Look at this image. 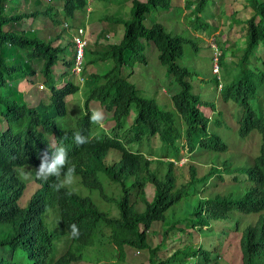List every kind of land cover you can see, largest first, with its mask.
Here are the masks:
<instances>
[{"label":"trees","instance_id":"16d2710c","mask_svg":"<svg viewBox=\"0 0 264 264\" xmlns=\"http://www.w3.org/2000/svg\"><path fill=\"white\" fill-rule=\"evenodd\" d=\"M92 1L94 0H64L60 9L56 8L58 11L56 10V16H54V6L50 2L45 10L25 12L21 10L23 0H0V121L3 118L7 122L4 129L0 128V249L7 253L6 256H0V264H20L18 258L21 250L28 254L32 264H68L64 258L55 260L51 256L52 236L50 234L52 233L44 220V214L50 206L57 207L65 230L71 232L73 224L80 226L84 223L83 226H88L86 237L77 236L82 248H85L88 236L98 225L111 231V238L118 247L130 245L144 250L151 248L148 231L154 223H164V235H169L180 224L177 222L170 227V224H166V213L182 200L183 195L181 191H172L176 189V177L171 169L164 180L149 171L147 177L136 181L134 188L141 196H144L148 183L155 186L153 203H149L145 198L142 199L146 204L145 212L136 209L137 204L133 203L132 193L130 194V190L126 187L125 197L119 204L121 217H114L109 211L100 209L91 199L68 195L61 190L56 192L55 198L47 201V195L52 191L49 184H43V188L37 191L27 208L20 204L26 185L18 177L15 169L36 165L38 154L47 145L44 135L38 128L42 127L54 132L68 129L61 127L51 116V112L53 110L57 117L68 118L69 98L79 93L81 86L70 82L65 87L58 88L64 78H58L54 68L62 61L69 68L75 66V60L66 61L61 58V54L75 51L79 29H86V25L77 22L80 18L79 13L87 12L89 2ZM41 2L43 0H37L38 4ZM205 2L206 0H200V6L197 7V22H201ZM132 3V6L127 4V7L132 8L133 18L119 19V22L107 18V26L111 28L104 29L98 35L99 40L96 42L98 45L94 51L89 50L86 53V62L90 64H97L98 61L109 62L113 63L114 67L105 75L93 74L87 77L85 86L88 87L89 94L84 100L85 106L90 97L100 99L110 108L117 106L116 119L119 127L126 124L127 116L137 106L140 108L137 124L144 133L160 134L163 143L167 145H169L167 142H174L179 138L180 135L174 128L176 125L174 114L160 108L156 101L144 97L137 86L123 75L124 68L134 69L138 64H146L145 42H147L158 51L161 65L166 67L167 73L174 76L181 87L173 99L178 112L187 116L191 124L189 153H195L198 149L219 150L220 146L216 137L209 134L211 119L203 111L204 106L215 111V106L204 101L202 96L194 91L195 86L188 79L190 69L178 63L184 55V45L188 43V39L168 32L161 23L155 22L147 27L144 22L146 15L152 11L181 8V0H146V2L132 0ZM252 6L256 12L248 24V43L243 61H246L262 44L264 45V1L254 0ZM8 7H11L10 11ZM188 7H191V4ZM41 15L49 20L51 18L52 30L48 22L46 23L49 29L43 33L5 28L30 17L38 21ZM62 17L65 19L62 20ZM258 19L261 20L260 23ZM119 23L125 26V33L123 34L122 31V42L114 45L108 40L112 39L110 35H114V32L117 36L122 30ZM60 30H63V33H60ZM110 31L113 32L109 34ZM45 32L47 34H44ZM90 55L93 56L91 61H89ZM222 57L223 55L219 58L220 68ZM8 62L13 64L7 66ZM33 63H39L41 68L34 67ZM243 73V78L238 82L223 88V98L226 101L238 102L247 109L248 113L244 118L249 117L244 121L242 135L258 129L264 141V115H258L249 108L250 99L256 97L258 93L256 74L250 69L243 70ZM68 74L70 75V72ZM39 75L43 76L45 84L51 90V104L41 103L31 107L26 101L16 98L17 87L19 80H30ZM257 78L260 81L264 80V71ZM9 81L12 84H9ZM215 81L219 83L216 78ZM30 82L34 84L32 79ZM84 118L81 129L84 134H88V116L84 115ZM162 122H165V129L161 127ZM172 133L177 135L172 137ZM113 148L122 149V145L110 138L95 139L80 149L75 146L71 148V165L75 166L78 173L83 174L85 183L89 187L100 188L95 178L96 172L100 165L101 168L105 167L101 163ZM149 167L150 163L143 157L125 153L120 166L109 169L108 172L115 180L121 181L125 176L138 177L144 168ZM190 172L191 175H195L198 172L197 166L191 165ZM251 179L254 186L242 200L234 203L229 198L217 197L206 205L209 215L204 214L205 210H198L193 220L186 223L184 228L194 232L204 230L206 227L210 228L212 220L223 219L235 205L244 212L264 213V144L258 164L251 171ZM263 234L264 217L262 226L250 229L246 239L242 241L244 264H264V240H258ZM200 253L206 259L203 264L211 261V252L203 246L198 250L187 246L183 251L184 258L181 262L190 257H197Z\"/></svg>","mask_w":264,"mask_h":264},{"label":"rangeland","instance_id":"374dc122","mask_svg":"<svg viewBox=\"0 0 264 264\" xmlns=\"http://www.w3.org/2000/svg\"><path fill=\"white\" fill-rule=\"evenodd\" d=\"M64 0H43L40 4L37 0H23L21 7L22 11L35 12L38 9L45 10L46 5L54 6L53 15L56 16V10L63 5ZM91 1V0H90ZM254 0H208V5L201 15V22H197V6L199 0H194L196 7L186 6V10L180 7H174L173 11H163L158 9L147 14L145 17V24L150 27L153 23L158 22L163 24L165 29L173 34H178L186 37L188 43L184 45V55L179 60V64L190 69L189 81L194 84L195 92L200 94L203 100H207L214 104L216 111H209L210 107L204 106L207 110L206 115H211L210 118V136H217L221 141L227 145V150L224 152H210L207 150L198 149L194 154L186 155L181 163L175 168L176 189L172 191H181L183 194L182 200L175 204L166 213V224H173L180 222L169 235H164V223H154L151 232L149 233V242L151 248L138 250L137 248L128 247L125 255V247H116L111 238V231L104 229L99 225L93 229L88 236V245L82 251V259L71 264H203L206 259L202 253L197 257L187 258L184 262L183 251L187 246L194 247L198 250L200 247L211 252V261L205 264H243L242 263V249L241 238L245 228L249 225H255L259 221V214L244 213L234 208L228 214V219L220 224V226H213L211 228H204V230L186 229V223L193 220L195 213L199 210L202 203H206L209 199L216 196H229L234 200L241 199L245 193L251 188L252 183L249 181L248 169L252 168L260 154L262 145V137L257 132H253L249 138H241L239 135L240 119L246 115L247 109L240 103L233 100L226 102L223 99V92L217 90L218 75L212 71V57L213 52L210 48L211 40L215 39L216 43L223 51L221 59L220 83L224 86H230L243 78V70H252L255 74V80L258 84L257 96L250 99L249 108L258 115H264V80L260 81L257 77L264 71V45L254 51L246 61H243V56L248 43V24L255 14L252 7ZM264 1V0H261ZM89 10L85 13H79L80 18L78 24L86 25L85 33L90 37L89 49H93L98 44L99 34L104 29L111 28L107 26V18L131 20L133 18L132 0H94L89 2ZM180 5V1L178 2ZM247 6L248 9H245ZM57 8V9H56ZM11 7H8L10 11ZM60 9V8H59ZM58 11V10H57ZM183 13H185L183 15ZM46 16H40L39 21ZM47 18V17H46ZM65 18L62 17V20ZM74 21L73 19H71ZM261 20L258 21L260 23ZM51 22L50 30L53 29V22ZM111 23V21L109 20ZM35 23V25H34ZM121 31L116 36H111L109 43L117 45L122 42L123 34L125 33V26L119 23ZM65 25V24H64ZM6 29H13L21 31L22 29L28 32L43 33L49 29V26L44 27L43 24L36 23L32 17L24 19L18 23H13L5 27ZM219 28L222 30L220 31ZM236 31V33L232 31ZM113 31H110L111 34ZM63 33V30H60ZM44 34H47L46 32ZM222 34H225L224 36ZM53 35V34H51ZM227 39V45L222 42V39ZM110 39V38H109ZM145 40V39H144ZM102 44V43H101ZM146 44V64H138L134 69L126 68L124 75L135 74L134 79L138 84L142 95L149 99L156 101L160 108L170 111L175 116L176 125H180V115L175 108L172 96L180 90L179 84L166 71L158 58V51L154 46ZM106 45V44H104ZM72 53L66 52L61 54L64 60H70ZM93 56H89V61ZM59 63L55 68V74L58 78H64L62 83L68 84L70 81L83 83L79 78L73 77L68 70V65ZM13 62H8L6 65L11 66ZM61 65V66H60ZM36 68H41L39 63H33ZM114 67V66H113ZM112 67V68H113ZM3 68V66L1 67ZM65 68V69H64ZM85 69V68H84ZM88 72H99L100 66L92 64L87 67ZM86 70V74L87 73ZM108 67L105 68V72ZM134 71V72H133ZM70 72V75L68 74ZM243 73V74H242ZM82 74V78L86 76ZM72 75V76H71ZM130 75V76H131ZM155 78V79H154ZM34 84H30V80ZM30 80H19L17 87L16 98L22 99L30 106L37 105L40 100L45 104H51L50 90L45 85L43 76L39 75ZM9 84L12 82L9 81ZM82 86V90L69 98V118H60L51 112V116L56 119L59 125L63 128H78L79 122L84 113V100L88 96V87ZM94 110H102L100 104L95 101ZM139 107H135L132 112V119L134 120L139 115ZM109 118L112 121L107 122L105 127H102L107 132H111L115 126L112 115L113 113L107 111ZM133 120L131 122H133ZM5 119L1 118L0 128L6 127ZM98 129V128H97ZM94 129V133H96ZM52 136H48L51 141ZM162 142L158 138L152 144L153 150L149 145V140L146 139L143 143L127 144L128 149H141L142 152L157 157L167 155V149H162ZM178 144H176V147ZM186 154V148L183 150ZM170 157L178 160L176 153L169 152ZM122 157L121 152L111 151L106 161V165H113ZM155 159L152 163V170L157 172L160 179L164 180L168 172V163L158 162ZM158 165L161 167L159 168ZM184 165L183 168H180ZM195 165L198 169L199 178L194 184H190V166ZM216 168L218 173L213 172V178L204 179L206 176H211L212 167ZM223 165H227L228 169ZM32 171L33 176L31 180L26 182V191L22 197L20 204L27 208L30 200L37 190V185L34 180V168H27ZM228 173V174H227ZM216 175V176H215ZM102 186H104L105 193L110 197V201L102 198L98 190H91L82 184L80 176H76L75 186L69 190L73 191L79 196L90 198L96 206L102 210L109 211L114 217H121L120 202L125 196L123 187L120 184L113 182L110 177L104 172L100 171L97 175ZM203 177V178H202ZM134 180H130L127 185L132 187ZM190 184V185H189ZM155 195V188L151 184L147 187V196H140L137 190L132 191V201L136 203V209L140 212L146 211V204L143 198L149 202H153ZM44 220L50 233L54 235V248L51 253L52 258H58L64 254L69 247L78 253V242H72L61 223L57 207H48L44 214ZM183 227V228H182ZM238 227V228H237ZM88 226H83L84 232ZM1 250V249H0ZM6 256L7 253L3 250L0 256ZM18 261L20 264H32L28 259V254L21 250Z\"/></svg>","mask_w":264,"mask_h":264},{"label":"clouds","instance_id":"9594fccd","mask_svg":"<svg viewBox=\"0 0 264 264\" xmlns=\"http://www.w3.org/2000/svg\"><path fill=\"white\" fill-rule=\"evenodd\" d=\"M184 1H186V3H185V7L183 8L182 4H183ZM238 1H241V0H238ZM190 4H191V6L196 7V4L194 3V0H181V6H182L181 8L183 10H186V6L190 5ZM207 5H208V0H206L205 4L203 5V12H204L205 8L207 7ZM199 6H200V3H199V5L197 7H199ZM245 9H248L247 6L245 7ZM166 10L167 9H165V11ZM173 10L171 9L170 11H173ZM248 10L250 12H252L250 9H248ZM255 12L256 11L254 9V14H255ZM183 14H185V13H183ZM252 18H254V16ZM250 20L247 21V24H249ZM259 20L260 19H258V21ZM50 24H51V22H50ZM219 30L221 31L222 29L219 28ZM232 32L236 33L235 30L232 31ZM222 35L224 36L225 34H222ZM86 36L88 37L89 44H90L89 34L88 35L86 34ZM222 42L225 43V45L228 44L226 38H223ZM89 44H88V46L85 49L84 56L82 58H80V59H78L79 58L78 57V45H76L75 51L73 52V57L70 59V61L71 60H73V61L75 60V66H73L72 68H68V70L72 73L73 77L79 78L80 81L83 83V85L86 82L87 77H90L93 74L105 75L109 71H111V68L114 66L113 63L98 61L97 64H95V65H99L100 66V71L99 72H88L87 67L88 66L90 67L92 65V64H90V62H86V60H85L86 59V53L88 52V49H89ZM210 45H211L212 52H213V55H214V57L212 59V63H213L212 71H213L214 74L218 75L217 79H218L219 83H217V90L222 92L223 88L225 86L222 85L220 83V81H219V79H220V75L219 74H220V70H221L220 64H219V58H220L221 55H223V51L220 48V46L216 43L215 39L211 40V44ZM94 49H95V47L93 49H91V51H94ZM107 67H108V71L102 72ZM77 68H80V73H77V70H76ZM216 68H217V70H216ZM125 69L126 68L123 69V75H124V70ZM129 69H131V68H129ZM86 70H87L88 74H86ZM84 73L86 74V76L84 78H82L81 76H82V74L84 76ZM130 75L131 74H129V76H126V75H124V76L127 77L129 79V81H131L133 84H135L137 86V88H138V84H137V82L134 79V75L135 74L133 73L131 76ZM70 82L80 85L81 86V90H82V86L83 85H81L78 82H73V81H70ZM29 83L31 84V82H29ZM45 85L47 86V84H45ZM65 86L66 85H64L61 82V84L59 85L58 88L65 87ZM47 88H48V86H47ZM48 90H50V89L48 88ZM173 96H172V100H173V103L175 105ZM50 97H51V90H50ZM95 101H97L100 104V107H101L102 110H94L93 109ZM204 101H207V100H204ZM226 102H228V101H226ZM41 103H43L42 99L35 106H38ZM43 104H45V103H43ZM46 105H48V104H46ZM31 107H34V106H31ZM175 108H176L177 111H179L178 108L176 107V105H175ZM116 110H117V106H114L113 108H110L109 105H106L100 99L91 98L90 97L89 100H88L87 106H85V104H84V113H83V117L81 118V120L79 122L78 128H68V129H66V131H62V132L61 131H56V132L47 131V129H44L42 127L38 128L39 131L44 135V139L47 142V145L38 154L36 165H31V166H26V167H17L15 169V171L18 174V177L25 183V185H26L25 181L33 179L32 178V176H33L32 171L27 170V168H34L35 169L34 170V175L35 176H34V180L33 181H35V183H36L38 188L35 191V193L33 194L32 198H31V201H32L33 197L35 196V194L37 193V191H40L43 188V184H49L52 187V191L50 193H48V195H47V201L55 198L56 192L59 191V190L63 191L64 193H66L68 195H74V196H77V197L83 198V199H90V198H86V197H83V196H79L76 193H74L73 191L69 190L72 186H75L74 183H75V180H76V176H80L81 177L82 184L85 187H87V188H89L91 190H98L100 192V194L102 195V198H104L106 201H110L111 200L110 197L105 193L104 186H102L101 182L99 181V179L97 177L98 172H100V171H104L110 177V179L113 182H115L117 184H120L123 187L124 192H125V187H126L127 190H130V194H131L132 191L135 190L134 185H135L136 181H138L139 179H142L144 177H147L149 171L151 173H155L157 175V172L155 170L154 171L152 170V163H153V161L155 159H157L159 157L154 156V155H149L148 156L147 154L142 152L141 149L130 150V149H128L127 144L143 143L146 139H148L150 147L153 150H155L153 148L152 144L154 142H156V139L159 138L161 140L162 144H163L162 145V149L165 148L168 151L167 155H164V156H162V157H160L158 159V162H161V163H164V162H167L168 164H173L174 162L181 163L184 159H186V155L187 154L188 155L194 154V153H191V154L189 153L188 143H189V139H190L189 133L191 131V124H190L189 118L187 116H183V114L178 112L179 115H180V125H174V128L176 129V131L179 133L180 136L174 142H171V141L167 142L169 144V145H167V144L163 143V138L161 137L160 134L151 135L150 133H144L142 131V129H140L138 127V124H137L138 115H137V117L134 120L132 119L133 110L127 116L126 124L123 127H119L117 119H116ZM206 110H207L206 108H203L204 112ZM107 111H110V112L113 113L112 118H113V121L115 122V126L112 128L111 132H107V131H105L104 128H102V127L106 126L107 122L112 121L109 118ZM209 111L212 112V118H213V114H215L213 112L216 111V108H215V111H213L212 109H209ZM84 115L88 116V123H89V133L88 134H84L82 132V129H81L82 125H83V121L85 119ZM69 116H70V112H69ZM69 116H68V118H69ZM207 116L210 118L211 115L207 114ZM132 120H133V122H131ZM161 127L163 129L166 128L165 122H162ZM94 129H96V131H97L96 133H94ZM253 132H257L259 135H261L262 142H264L263 141V135L258 131V129H253V131H251V134ZM49 135L53 137V139L51 141L48 140V136ZM107 135L109 137H107ZM176 135H177V133H172V137H175ZM106 138L114 139V140L120 142L121 145H122V149L113 148V149H111L108 152L106 158L101 163V164H104L105 167L101 168V165H100L98 171L96 172V176H95L97 182L100 185V188H92V187H89L85 183V178H84L83 174L78 173L76 168H75V166L71 165V162H70L71 148L75 146V147L80 149V148H82L83 146H85L86 144H88L89 142H91V141H93L95 139L102 140V139H106ZM176 144H178L177 147H176ZM185 148H186V154L183 153V150ZM113 150L121 152L122 157H121V159L119 161L115 162L113 165L107 166L106 165V161H107V159L109 157L110 152L113 151ZM169 152L176 153V155L178 157V160H175L174 158L170 157L169 154H168ZM125 153H129V154H132V155L141 154V155H138V156H141L146 161H148L150 163V167L148 169L144 168L143 171L141 172V174L138 177L125 176L121 181H117L108 172V170L109 169H114L115 167L120 166V164L122 163V161L124 159ZM158 167L160 168L161 166L158 165ZM183 167H184V165H182L180 168H183ZM170 169L172 170V172H173V174L175 176V172H174L175 168L172 167ZM167 174H168V172H167ZM130 180H134V184H133L132 187H128V185H127V183ZM151 184L152 183H148L147 184V186H146V188L144 190V193L140 191L141 193H143L144 196H147V187L149 185H151ZM152 185L154 186V184H152ZM253 186L251 188H253ZM154 188H155V186H154ZM181 197H183V195ZM217 197L232 199L229 196H220V195H218L215 198H212L211 200H208L206 203H202L200 205L199 210L200 211H204L205 208L207 207L206 205L210 201H214ZM154 198H155V195H154ZM153 201H154V199H153ZM149 203H151V202H149ZM203 205H205V206H203ZM241 212H244V211H241ZM244 213H253V212H244ZM263 217H264V213L263 212H259V221L255 224L256 226H258V227L262 226ZM83 224L84 223H82L80 226H76L75 224L71 225V232L65 230L66 234H68V236H69V239H70L71 243L75 242V241L78 242L77 236H81L82 238L87 236V231L88 230L86 229V231L84 232ZM206 228L209 229V227H206ZM150 232H151V230L148 231V235H149ZM50 235L52 236V248L51 249L53 251V248H54V235L53 234H50ZM87 240H88V238H87ZM88 243H89V241H88ZM88 243H87V245H88ZM77 245H78L77 249L79 251L78 253H76L75 251H73V249L71 247H69L67 249V251L64 254H62L60 257H58L57 259L64 258L68 262V264H71L72 262L80 261L82 259V251H83L84 248H82V246L80 245L79 242H78ZM116 247H118V246L116 245ZM124 247H125V255H126V252L128 250V247L136 249V247H133V246H130V245H126ZM138 250H140V249H138ZM54 259L56 260V258H54ZM136 264H138V263H136ZM141 264H143V263H141ZM147 264H149V263L147 262ZM158 264H160V263H158Z\"/></svg>","mask_w":264,"mask_h":264},{"label":"water","instance_id":"95a60500","mask_svg":"<svg viewBox=\"0 0 264 264\" xmlns=\"http://www.w3.org/2000/svg\"><path fill=\"white\" fill-rule=\"evenodd\" d=\"M245 117V115L240 119V127H239V135H240V137L241 138H249L250 137V135H251V132H249L247 135H242V131H243V129H244V121L249 117H247V118H244ZM216 137V141L218 142V144H219V146H220V149L219 150H217V151H214V150H207V151H210V152H224V151H226L227 150V145L226 144H224L222 141H221V139L219 138V137H217V136H215ZM263 144H264V142H262V145H261V148H260V154H259V156H258V158H257V161L255 162V164L253 165V167L252 168H250V169H248V171H247V173H248V176H249V181L252 183V186L254 185V183L252 182V179H251V171L252 170H254V168L257 166V164H258V161H259V158L261 157V155H262V148H263ZM138 155H141V154H137V156ZM179 164V162H174L173 164H168V170H170V168H176V166ZM213 166V165H212ZM225 168H226V170L228 169V166L227 165H223ZM216 168H219V167H212V170H211V176H206V177H204V179H208V178H213L214 176H213V172H215V173H218V171H217V169ZM228 174V173H227ZM200 176V175H199ZM199 176H198V172L197 173H195V175H191L190 174V177H191V181H190V184H194L195 183V181L199 178ZM216 176V175H215ZM203 178V177H202ZM189 184V185H190ZM251 186V187H252ZM247 193V192H246ZM245 193V194H246ZM245 196V195H244ZM244 196L241 198V199H239V200H234V199H231L234 203H237L238 201H240V200H242L243 198H244ZM212 199V198H211ZM211 199H209V200H211ZM203 206H205V205H203ZM234 208H236V209H238L239 211H241L236 205L235 206H233L232 207V209L231 210H233ZM230 210V211H231ZM230 211H228L227 213H226V215L223 217V219H215V220H212V226L211 227H213V226H220V224H221V222L223 221H226L227 219H228V214H229V212ZM253 213H256V214H259V212H253ZM204 214L205 215H209V211H208V207H206L205 208V211H204ZM210 227V228H211ZM259 228L258 226H256V225H249L248 227H246L245 228V231H244V233H243V235H242V238H241V249H242V263L244 264V261H243V248H242V241L243 240H245L246 239V236H247V233H248V231L250 230V229H252V228ZM238 228V227H237ZM258 240H260V241H263L264 240V234L263 235H261V236H259V238H258Z\"/></svg>","mask_w":264,"mask_h":264},{"label":"built area","instance_id":"2783aa9c","mask_svg":"<svg viewBox=\"0 0 264 264\" xmlns=\"http://www.w3.org/2000/svg\"><path fill=\"white\" fill-rule=\"evenodd\" d=\"M76 43L78 45V57H79L78 59H80L84 56L85 49L89 44V39L86 36L85 29H83V28L79 29V35H77V37H76ZM76 70H77V73H80V68H77ZM216 70H217V68H216Z\"/></svg>","mask_w":264,"mask_h":264},{"label":"crops","instance_id":"0c3cea01","mask_svg":"<svg viewBox=\"0 0 264 264\" xmlns=\"http://www.w3.org/2000/svg\"><path fill=\"white\" fill-rule=\"evenodd\" d=\"M142 1L146 2V0H142ZM185 3H186V1H184V2H183V4H182L183 8L185 7ZM173 9H174V8H172V10H173ZM47 20H49V19L45 17L44 19L42 18V20H41V21H39V20H38V21H36V23L43 24V25H44V27H47V23H46V22H47ZM34 25H35V23H34ZM110 36H113V35H110ZM72 57H73V53H72ZM72 57H71V58H72ZM64 69H65V68H64ZM60 78H61V77H60Z\"/></svg>","mask_w":264,"mask_h":264}]
</instances>
